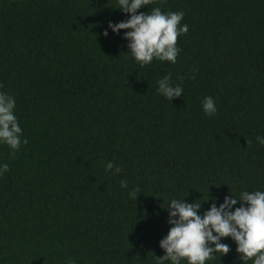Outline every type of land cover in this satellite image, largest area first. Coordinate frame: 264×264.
I'll list each match as a JSON object with an SVG mask.
<instances>
[{
  "label": "trees",
  "instance_id": "trees-1",
  "mask_svg": "<svg viewBox=\"0 0 264 264\" xmlns=\"http://www.w3.org/2000/svg\"><path fill=\"white\" fill-rule=\"evenodd\" d=\"M155 7L183 11L189 31L175 64L140 67L123 31L103 36L128 18L117 0H0V91L28 141L14 156L0 145V264H157L171 199L203 214L213 199L264 190V0L139 11ZM165 75L183 96L157 94ZM222 243L229 254L206 264H241L235 242Z\"/></svg>",
  "mask_w": 264,
  "mask_h": 264
},
{
  "label": "clouds",
  "instance_id": "clouds-1",
  "mask_svg": "<svg viewBox=\"0 0 264 264\" xmlns=\"http://www.w3.org/2000/svg\"><path fill=\"white\" fill-rule=\"evenodd\" d=\"M151 3L153 0H117L118 10L128 18L115 23L110 21L103 36L107 38L109 30L116 35L123 31L122 39L128 42L129 55L140 67L148 66L154 60L175 64L181 51L177 46L178 37L189 31L188 25L181 23L185 14L183 11L165 13L159 7L151 8L147 13L139 11ZM157 83V94L169 101L183 96V87L173 84L171 75L163 76ZM202 108L210 118L218 112L211 96L204 97ZM15 109L14 96L0 91V145L8 146L13 156L22 143H28L27 139H22L23 130ZM256 140L264 146V136L257 135ZM8 170V164H0V176ZM105 171L119 175L122 169L109 161ZM120 186L129 189L126 180H121ZM139 192V187L128 190L129 199L137 200ZM201 207L199 203H188L181 198L170 200L165 209L170 228L159 241L165 255L156 257L157 264H206L217 255L222 258L229 254L230 245L222 243L227 238L237 245L241 264H264V190H243L238 196L231 192L219 204L218 198L213 199L203 214ZM68 264H75V261L70 260Z\"/></svg>",
  "mask_w": 264,
  "mask_h": 264
}]
</instances>
